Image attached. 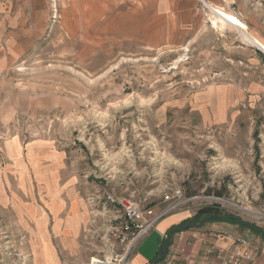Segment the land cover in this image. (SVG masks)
<instances>
[{"label": "rangeland", "instance_id": "1", "mask_svg": "<svg viewBox=\"0 0 264 264\" xmlns=\"http://www.w3.org/2000/svg\"><path fill=\"white\" fill-rule=\"evenodd\" d=\"M98 1L99 19L87 23H75L77 0L53 2L48 43L0 64V264L115 258L122 200L170 211L155 228L180 213L184 223L228 215L264 230V52L202 0ZM204 1L264 43L260 0ZM64 23L85 30V41ZM38 140L65 157L44 173L71 181L62 195L8 172ZM63 201L71 209L58 219L52 210ZM224 229L248 239L259 261L264 236L252 230L212 221L189 232L218 240Z\"/></svg>", "mask_w": 264, "mask_h": 264}, {"label": "crops", "instance_id": "2", "mask_svg": "<svg viewBox=\"0 0 264 264\" xmlns=\"http://www.w3.org/2000/svg\"><path fill=\"white\" fill-rule=\"evenodd\" d=\"M55 1L59 2L61 8L63 6L66 7V0H64V2L63 0H0V64L4 65L8 63H14L15 60L8 61V59H14L15 57L19 58L26 53V50L34 47L35 44L40 45L44 42L48 43V39L53 33V30L51 31V34L49 33L51 28L50 11L54 6L53 2ZM68 2L71 3V0H68ZM260 3H264V0H260ZM73 5V14H75L76 21L75 23H84L83 17L87 18L85 23L88 22V19L90 22H96L99 19L98 8L103 7V5H101L98 0H77V2H74ZM105 15L106 10L104 9L101 22L106 21ZM63 25L65 27L64 29L68 32L66 34H71V37L75 38V41H85L83 37V31L85 30L81 31L79 29L78 32H72L66 29L65 23ZM247 30L248 28L246 29V32L249 34ZM249 35L252 36L251 34ZM47 36L49 38H47ZM252 37L264 46L263 42L254 36ZM85 45L87 46L88 44ZM83 47L85 46H79L78 50L80 51L83 49ZM255 47L263 51L260 47L256 45ZM14 49L15 52H13ZM44 145L46 144H44L41 140L32 141L29 144V148L24 157L25 160L22 157V161L25 163L16 165L12 164L13 166H9L8 172H12V174H18L22 177L24 176L25 178H28L27 176H29L31 179L39 178L38 184L40 182V187H42L44 192L47 193L53 191L62 195L65 193V190L69 189L71 181L67 179L65 184L64 180L62 185H60L64 176L58 173V178L55 177V174L51 173L48 178L49 180L46 181L44 173L46 170H52V168L55 167L56 169L65 167V157L63 155L54 153L52 150H47ZM11 147L14 148V145ZM4 148V154L8 157V154H10L12 150H9L7 144L4 145ZM26 161L29 162V165L26 163ZM31 161L33 163H31ZM50 165L52 166L50 167ZM51 180H53V184H49ZM75 180L76 179L73 180V183ZM67 208H70V205H66L65 201L59 203L57 204V207L54 208L55 210H52L53 215H55L58 219L64 218L63 214ZM72 210H76L74 206H72ZM76 214L77 212L73 211V215L75 216ZM186 218L187 216H185V214L176 213L162 220L158 224L157 228H155L151 234H149L137 245L136 250L131 257V264H149L155 260L160 254L167 232L172 227L184 223ZM39 219L45 221L46 217L40 216ZM73 221V224L70 226V230L74 233L71 235L76 236L77 233H79L80 227L83 223L80 218L78 221L79 223L76 222V219ZM47 222L48 221L46 220L45 223ZM224 231L225 235L227 236H219L222 239L219 238L218 240H215L212 237L214 235H201L199 233L189 232V230H187L175 234L172 238L173 242L171 244H174L181 252V257L179 260L182 264H222L215 255L207 254L209 249L212 246H217L218 248L228 250L233 246L232 238L242 237L241 235L236 234V232L230 231L228 233V229H224ZM46 234L49 236V233ZM63 236L65 235L57 234V237L59 238ZM262 251V255L259 259L260 262L256 260L255 262L247 264H264V262H262L264 261V250Z\"/></svg>", "mask_w": 264, "mask_h": 264}, {"label": "built area", "instance_id": "3", "mask_svg": "<svg viewBox=\"0 0 264 264\" xmlns=\"http://www.w3.org/2000/svg\"><path fill=\"white\" fill-rule=\"evenodd\" d=\"M118 205L124 210L125 223L122 230L125 235L120 238L118 245L121 247L119 252L116 246L113 248L115 258L92 257L90 264H130L128 258L136 249L138 243L148 236L155 228L157 223L163 219L170 211L156 213L153 209L142 210L141 207L132 201H118ZM179 207V206H177ZM176 207V208H177ZM233 239V246L226 249L212 246L208 255H215L222 264H247L254 261L251 242L244 237ZM181 252L171 244L165 259L159 264H182L180 262Z\"/></svg>", "mask_w": 264, "mask_h": 264}, {"label": "water", "instance_id": "4", "mask_svg": "<svg viewBox=\"0 0 264 264\" xmlns=\"http://www.w3.org/2000/svg\"><path fill=\"white\" fill-rule=\"evenodd\" d=\"M231 222L234 225L237 226H241L244 227L246 229L252 230L253 232L263 235L264 236V230L259 228L258 226H256L255 224L248 222L242 218L239 217H232V216H228V215H211V216H207L206 218L202 219L201 221H194L192 223H182L179 224L177 226L172 227L166 234L165 239H164V243L162 246V249L160 251V254L158 255V257L153 260L152 262H150L149 264H159L161 263L169 250V247L171 245L172 242V238L175 234H178L180 232L183 231H187V230H199L204 228L209 222Z\"/></svg>", "mask_w": 264, "mask_h": 264}, {"label": "bare ground", "instance_id": "5", "mask_svg": "<svg viewBox=\"0 0 264 264\" xmlns=\"http://www.w3.org/2000/svg\"><path fill=\"white\" fill-rule=\"evenodd\" d=\"M206 6L210 8V10L213 12V14L216 17L217 22L221 24V26H231L236 28L242 35L243 39L250 44H253L254 46L260 47L264 51V46L260 44L257 40H255L252 36H250L246 32V24L242 23L239 18L234 16L233 14L226 12L219 7H214L210 4H208L206 1L202 0ZM215 26H218V23L215 22ZM110 260V259H109Z\"/></svg>", "mask_w": 264, "mask_h": 264}, {"label": "trees", "instance_id": "6", "mask_svg": "<svg viewBox=\"0 0 264 264\" xmlns=\"http://www.w3.org/2000/svg\"><path fill=\"white\" fill-rule=\"evenodd\" d=\"M207 216H209V215H206L205 217H207ZM194 221H199L198 219H195Z\"/></svg>", "mask_w": 264, "mask_h": 264}]
</instances>
